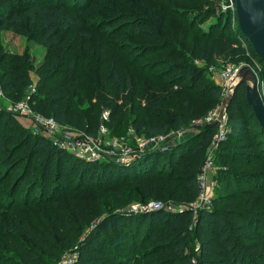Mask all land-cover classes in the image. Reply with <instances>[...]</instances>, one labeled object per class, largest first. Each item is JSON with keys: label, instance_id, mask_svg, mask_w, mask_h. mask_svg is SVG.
<instances>
[{"label": "trees", "instance_id": "16d2710c", "mask_svg": "<svg viewBox=\"0 0 264 264\" xmlns=\"http://www.w3.org/2000/svg\"><path fill=\"white\" fill-rule=\"evenodd\" d=\"M74 1L78 7L76 10L90 3V0ZM208 2L210 4L207 5L209 8L206 12L209 17L215 16V18L205 30L195 31L192 26L185 23L187 39L191 34L195 35L194 40L188 45L189 57L215 65L219 57L235 60L243 58L249 52L260 65L258 76L264 78V62L258 61L251 45L241 34L235 13L226 11L218 18L211 4L215 1L208 0ZM66 5L65 0H0V33L7 25H10L16 34L38 29L43 46L48 54H53L54 57L61 43V36L72 29L80 30L81 48L92 53L100 50L104 64L108 65L104 73L100 69L97 75L93 74L95 76L93 79L85 76L84 72L89 69H82L79 66L81 59L78 55L68 59L64 67V75L57 69L59 66H45L39 72L40 82L32 98L37 112L48 115L58 124L75 125L86 134L94 136L92 130L97 129L98 124L102 122L101 114L105 111L108 113L107 123L115 125L116 133L127 125L134 129L136 135L152 138L167 135L170 131L177 133L190 128L220 103V90L212 84L205 85L201 79L199 82L197 80L192 82L194 85L197 83L200 90L208 94L207 99L197 96L195 98L194 85L188 87L189 93L186 97H182L178 92L169 91L174 85L168 80L160 88L157 85L153 87V84H150L153 80L144 67L140 65L138 69L137 57H132V54L124 51L123 45L113 42L110 44L108 41L113 38L112 34H116L119 29L123 31L124 25H130L131 21L120 23L110 18L103 21L101 28L98 29L96 28L98 24L92 21L83 22L82 19L74 18ZM161 16L165 17L164 20L167 19L162 9L156 20L162 18ZM224 18L225 21L221 24ZM231 19L234 22L232 26ZM140 20L148 21L146 17H140L138 22ZM159 26L160 29L158 27L155 29L159 31V35H162L168 26L163 23ZM132 31L138 32L135 28ZM163 38L162 40L168 39V37ZM242 42H245L246 48L242 46ZM181 60L184 59L179 58L178 63ZM26 70L25 60L3 54L0 50V78L6 80L5 86L8 90L17 92L15 85L24 84L27 80ZM135 74H137L136 79H134ZM61 75L63 77L59 79ZM259 89L260 93H264V84L260 85ZM244 93V86H240L227 108L226 126L230 130L227 139L229 137L248 139L250 141L248 154L258 162L264 163V130L260 128L251 107L246 103ZM127 104L131 105L132 117H127ZM201 126L203 127L196 133L178 141L165 155L154 151L144 153L138 160L132 162L133 166L127 168H116L111 164L106 166L105 163L104 167H109L107 169L109 176L104 177L105 173L100 172L98 181L95 182L97 184L100 180H105L99 185L100 189L111 186L104 196L100 197L99 191L94 194L74 190L70 193L71 200L60 207L50 201L42 203L40 197L35 198V201L28 199L40 178L42 183L48 181L53 162L59 168L56 174L64 177L61 168L71 167L73 156L57 147L48 146L46 140L37 138L18 126L16 135H9L7 141L0 140V148L9 144L7 152L12 158L17 156L25 145L32 144L26 154L14 161L16 164L13 165L14 173L10 190L6 188L5 194L0 193V220L4 227L2 237L7 243L9 240L13 242L12 247L6 246L4 249L11 251L13 248L20 258V262L16 261L14 264H47V259H57L58 254L68 247L66 243L70 240L69 234L79 227L89 225L92 220L100 218L105 212H108L106 217L95 227V232L89 236L88 243L79 248V260L76 264H93V262L140 264L144 259L157 257L164 252L167 256L161 259L157 257L150 264H191L185 250L189 240L188 229L192 212L185 210L177 214L154 212L129 215L114 211L123 209L134 201L140 204L150 200L167 201L175 197V193H182L190 200L195 198L198 194L197 175L204 160V149L215 130L212 124ZM252 127L256 130H252ZM39 153L46 154L47 158L44 160L41 173L35 179L33 175L30 177V174L33 173L34 158ZM159 155L166 156L170 164L174 165L173 172L169 170L164 173L156 170ZM176 169L180 172L176 173L174 171ZM95 173L96 171L93 175ZM221 174L226 190L223 192L224 196L219 199L226 200L224 211L215 213L216 221H214L211 210H201L197 214V226H204L206 223L216 224L218 241L228 261L225 264H243L247 257L264 246V226H262L264 207L259 208L264 202V177L257 178L239 170L228 169ZM21 188L25 189L27 200L24 203H20L18 195L14 197ZM122 189L128 190L127 195L113 194ZM1 191L4 192L3 189ZM108 193L114 196L109 199ZM241 197L247 200L245 206L252 202L251 208L258 210L260 226L257 222L252 225L257 216L253 215L252 218L243 211L231 212V208ZM12 199L13 201L8 202ZM41 206L45 207L42 211H40ZM35 208L38 215H32ZM22 211L25 214L21 215ZM222 212L230 215L235 228L228 229L225 226L226 217ZM143 224L145 228L140 231ZM251 225L254 228L252 235L245 234L246 227L249 229ZM111 240L115 243V249H108L106 253L101 251L102 253L97 255L105 242ZM235 240H242L247 246L246 249L239 248L237 252H233ZM148 241H151L149 247L136 254L138 244H146ZM251 242L254 243L248 245ZM203 250L205 244L202 245ZM203 255L215 257L208 251L200 253L201 258ZM127 259L133 262L129 263ZM213 261L210 259L209 262Z\"/></svg>", "mask_w": 264, "mask_h": 264}, {"label": "rangeland", "instance_id": "374dc122", "mask_svg": "<svg viewBox=\"0 0 264 264\" xmlns=\"http://www.w3.org/2000/svg\"><path fill=\"white\" fill-rule=\"evenodd\" d=\"M65 1L67 2L66 7L74 18L82 19L83 22L92 21L98 24L96 27L98 29L101 28L103 21L110 18L120 23L131 21L129 22L130 25H124L123 31L119 29L116 34H112L113 38H110L108 41L110 44L113 42L114 44L118 43L119 45H123L125 47L124 51H128L129 54H132V57H137L138 69L140 65L142 68L144 67L149 77L154 81L150 83L153 84V87L157 85L160 88L163 86L164 82L168 80L174 85L169 91L178 92L182 97H186L189 93L187 90L188 87L194 85L192 81L197 80L199 82L201 79V81H204L205 85L212 84L217 87L220 90L222 99L227 89L228 76H231L238 67L249 65L256 75H259L258 71L260 70V65L255 58L251 57L249 52H247L243 58L235 60H227L223 57H219L215 65H209L203 61L189 57L188 45L194 40L195 35L191 34L188 37L189 42H187L185 23L186 25L192 26L195 31L199 29L205 30L215 18V16L209 17L206 12L209 8L207 5L210 4L208 0H90L88 6L79 10H76L78 7L77 4L75 5L74 0ZM214 1L215 2L211 4L218 18L222 17L221 13H226V11L232 13L234 11L233 9H235V6L231 5L230 0ZM161 9L166 14V20H164L165 17L163 16L156 20L157 15L161 14ZM140 17H146L148 21L140 20V22H138ZM224 21L225 18L221 20V24H223ZM162 23L167 25L168 28L162 35H159V31L155 28L158 27V29H160L159 25ZM181 23H183V25H181ZM232 25H234L233 19H231V26ZM134 28L137 29L138 32H133L132 30ZM38 31L39 30L36 29L32 32L26 31L22 34H16L12 31L11 26L7 25L0 33V50L2 53L22 58L27 64V80L24 84L15 85L17 92L8 90L5 86L6 80H1L0 78V140L7 141L9 135H14L16 133L18 126L37 138L46 140L48 146L51 145V147H55L54 143L57 142L63 134L69 135L75 142H83L84 140V143H81V148L84 149L82 152L84 154H77V152H75V154L73 152L71 153V151H66L68 154H71L74 159L73 162H71V167L64 166L61 168V170L64 171V177H60L61 175L56 174L59 168H57L53 162L50 167L48 181L42 183V178H40L35 187H33V194L28 200L35 201V198L40 197L39 199H41L42 203L50 201V203L54 202L55 205L60 207L64 205L65 202L71 200L70 193L74 192V190H83L89 193L93 192L94 194L99 191L100 197H102L111 186L106 189H100L99 185L105 180L102 179L97 184L95 182L98 181L97 177L100 172L105 173L104 177L109 176L107 172L109 167H104L105 163H107L105 164L106 166L111 164L112 166H116V168H127L133 166L134 163L125 165L119 164L114 161L115 158H120V155L126 153L129 154L127 156L131 155L133 158L139 155L141 157L144 153L151 152L150 150H153V147L151 144L147 143L145 137L136 135L134 129L127 125L120 132L116 133L115 125L108 124V119L107 121L100 122L97 129L92 130L94 136L86 134L75 125L61 124H58L57 128L52 130L50 135H44L35 121L39 118L49 119L50 117L44 113L37 112L34 107L35 101H32L33 96L36 94V87H38L40 82L39 72L42 71L45 66L52 67L53 65L55 67L59 66L57 69L62 71L61 73L64 75V67L67 65L68 59L75 55H78L81 59L79 66L82 69H89V71L84 72L88 79H93L95 77L94 75H97L100 69L102 73H104L103 71L108 65L104 64V59L103 57L101 58L102 52H100V50L99 52L96 51L92 53L87 49L84 50L81 48L79 43L80 30L72 29L61 36V43L55 51L54 57H52L53 54H48L46 48L43 46ZM163 37H168V39L162 40L164 39ZM179 58H183L184 60L178 63ZM63 75L59 76V79H62ZM136 75L137 74H135L134 79L137 78ZM103 76L102 74V77ZM258 80L260 85L264 84V78L258 76ZM11 88H13V86ZM205 93V91L200 90L197 83L194 85L195 98L196 96L202 99L209 98L208 94ZM262 96H264V93H261V97ZM21 106H23L24 110L20 108ZM130 109L131 105L127 104V117H132ZM219 109L220 103H218L204 118L191 125L190 128L177 133L170 131L166 136V143L164 144V148L166 147L165 150L153 151L165 155L178 141L199 131L203 127L201 126L202 124H210L214 121L219 113ZM214 127L215 130L209 144L204 149V160L202 161L201 168L208 157L214 158L215 169L208 173L211 181L214 183L212 189L213 196L207 210L212 211L211 213L214 216L212 220L216 221L215 213L224 211L226 203L224 198L222 201L219 199V197L222 198L224 196L223 192L226 190L222 181V171L226 169L239 170L247 175H255L257 178L259 176L264 177V163L258 162L248 154V151H250V141L248 139L229 137L226 141L216 144L214 140L217 134V128L216 125H214ZM252 130L255 131L256 128L252 127ZM13 141L11 144H13ZM151 143L154 144V142ZM31 145L30 143L25 145L19 154L12 158L7 152L9 144L7 143L6 146H4L2 143L4 147L0 148V193L5 194L7 192L5 190L6 188L10 190L11 178L14 173L13 165L16 164L14 161L20 156H23V154H26ZM62 150L64 151V149ZM92 153L97 154V156L98 153H100L105 157L92 160L88 158L91 157L88 154L91 155ZM111 153L116 154V157L107 158L106 154ZM45 158H47L46 154L42 155L39 153L36 155L33 164L34 169H32L33 173L30 174V177L33 175V178L36 179L39 176ZM158 162V168L156 170L160 172L163 171L164 173L169 170L173 172L174 165L170 164L166 156H160ZM81 163L89 165L85 166ZM86 167L89 168L87 169ZM102 167H104V169H101ZM94 171H96V173L93 175ZM174 171L176 173L180 172L179 169ZM259 183L261 186L262 184L260 181ZM1 189H3L4 192H2ZM24 190L21 188L18 194L14 195V197L18 195L20 203H24L27 200ZM127 193L128 190L125 189L113 192L115 195L124 196L127 195ZM113 196L114 195L111 193L107 197L111 199ZM174 196L175 197L167 201L150 200L144 204L134 201L127 204L123 209H116L114 213L144 215L154 212H176L177 214L188 210L192 212V220L188 229L189 240L187 242L185 254L189 257L191 264L228 263L227 257H225L222 252V248L218 241L216 224L206 223L204 226H197V214L203 210H194V203L196 202L197 196L191 200L187 199V196L182 193H175ZM11 201H13V199L8 202ZM246 201L245 198L241 197L235 202V205L231 208V212L243 211L249 216H252V218L253 215L257 216L254 218L252 225L257 222V225L260 226L261 223L258 221L259 217L257 215L258 210L251 208L253 206L252 202L245 206ZM261 207H264V202L260 204L259 208ZM40 208V211L45 209L43 206ZM34 211L32 215H38L36 208ZM107 213L108 212L103 213L100 218L92 220L89 225L79 227L74 230L72 234H69L70 240L66 243V245H68L66 250L60 252L57 259H47V264H76L79 260V248L84 246L85 243H88L89 236L93 235L95 227L106 217ZM222 213L226 217L225 226L228 229L235 228L233 221L230 219V215H228V213ZM22 214L25 213L22 211L21 215ZM30 223L33 224L31 221ZM252 225L249 229L246 227L245 234L252 235V229H254ZM3 228V223L0 220V264H14L16 261L20 262L19 254L16 250L14 251L13 248L11 251L4 249L6 246L13 245V242L9 240L8 244L4 241L2 237ZM144 228L145 226L143 224L140 231ZM112 242V240L105 242L106 244H104V247L102 249L100 248L101 250L99 249V252L96 254L100 255L102 253L101 251L106 253L108 249H115V243L113 242L114 244H112ZM155 243H157V241ZM253 243L254 242H251L248 245ZM150 244L151 241L146 242V244H138L136 254L148 248ZM203 244H205V250L202 251ZM246 247L247 246L242 240H235L233 252H237L239 248L246 249ZM262 247L252 256L247 257L243 264H264V250H262ZM206 251L213 253L215 257L210 258L209 256L203 255V258H201L202 256H200V253H205ZM102 255L104 257L106 256L105 254ZM165 256H167V253L164 252L157 257L161 259ZM157 257L144 259L140 264H150L152 261H155ZM107 259L109 260V258ZM210 259L215 261L209 262ZM127 260L129 263L133 262L132 260ZM93 264L97 263L93 262Z\"/></svg>", "mask_w": 264, "mask_h": 264}, {"label": "water", "instance_id": "95a60500", "mask_svg": "<svg viewBox=\"0 0 264 264\" xmlns=\"http://www.w3.org/2000/svg\"><path fill=\"white\" fill-rule=\"evenodd\" d=\"M235 6L237 26L251 45L258 61L264 62V0H230ZM244 86L245 100L251 107L260 128L264 130V101L260 93L258 76L249 65L238 67L220 101L218 117L210 124L216 125L226 113L236 90ZM140 155L132 161L139 159Z\"/></svg>", "mask_w": 264, "mask_h": 264}, {"label": "built area", "instance_id": "2783aa9c", "mask_svg": "<svg viewBox=\"0 0 264 264\" xmlns=\"http://www.w3.org/2000/svg\"><path fill=\"white\" fill-rule=\"evenodd\" d=\"M231 3V2H230ZM231 5H234L231 3ZM235 8V7H234ZM234 13H235V9H233ZM242 46L245 48V42H242ZM236 69L234 70V72L231 74V76H228V84L230 82V80L232 79V76L234 75ZM228 86V85H227ZM25 107V106H24ZM20 108H22V110H24L23 106H21ZM21 110V111H22ZM218 117V115H217ZM216 117V118H217ZM226 114L223 115L222 119L217 122L216 124V128H217V134L215 136V140L214 142L216 144L221 143L226 141L228 134H229V128L226 126ZM101 119L102 121H107L108 119V113L107 112H103L101 114ZM215 120V119H214ZM37 126L41 129V131L44 133V135H50L52 133V130L57 128L58 123H56L52 118L49 119H37L36 121ZM167 135L164 136H157V137H152V138H146L147 143L151 144V146L153 147L154 151H164V144L166 143V137ZM57 140V139H56ZM55 142V141H54ZM151 142H154V144H152ZM81 143L83 142H79V141H74L72 140V138L69 135H65L63 134L62 137L57 140V142L54 143L55 147L59 148V149H64V151H71V153H75L77 152V154H84L82 151L84 150L83 148H81ZM150 150V151H153ZM76 154V153H75ZM91 157H88L92 160H95L96 158L99 157H105L104 155L98 153H92L91 155L88 154ZM129 154H124V155H120V158H115V162L119 163V164H128V163H132V160L134 159L133 157L127 156ZM107 158H114L116 157V154H106ZM215 169V163H214V158L212 157H208L205 162L204 165L202 166L200 173L197 175V185H198V194L196 197V202L194 210L197 211L198 209H206L208 208V206L210 205V201L211 198L213 196L212 194V189L214 187V183L211 181L210 177H209V172H212V170ZM156 209V208H154Z\"/></svg>", "mask_w": 264, "mask_h": 264}]
</instances>
